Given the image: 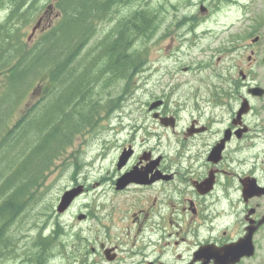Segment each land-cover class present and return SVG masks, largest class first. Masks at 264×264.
Returning <instances> with one entry per match:
<instances>
[{"label": "flooded vegetation", "instance_id": "af4514ba", "mask_svg": "<svg viewBox=\"0 0 264 264\" xmlns=\"http://www.w3.org/2000/svg\"><path fill=\"white\" fill-rule=\"evenodd\" d=\"M254 38L234 44L226 74L200 70L207 76L183 92L182 102L173 98L180 84H169L167 100L156 112L172 117L174 127H159L163 135L153 130L158 143L165 138L162 152L159 144L152 146V122L140 124L148 132L138 145L140 127L128 126L132 139L119 147L114 171L105 172L97 199L83 211L86 221L103 226L105 237L96 249L87 240L91 254H72L71 264H221L217 254H252L229 264H264V176L254 170L247 144L254 130L264 133V40ZM154 112L147 113L152 118ZM129 148L131 155L119 164ZM135 169L143 183L137 178L117 189V181ZM103 196L112 209L102 220L93 208Z\"/></svg>", "mask_w": 264, "mask_h": 264}, {"label": "trees", "instance_id": "16d2710c", "mask_svg": "<svg viewBox=\"0 0 264 264\" xmlns=\"http://www.w3.org/2000/svg\"><path fill=\"white\" fill-rule=\"evenodd\" d=\"M128 2L57 0L58 20L30 46L21 23L24 17L18 20L14 15L4 23L9 27L0 26V262L6 254H18L8 250L14 236L6 232L28 205L27 199L33 198L74 136L98 122L95 118L106 105L94 97L93 88L102 74H110L102 85L107 87L119 77L128 81L141 68L142 55L132 48V38L151 33L148 8L119 17L93 48H86L97 25ZM31 98L34 101L27 104ZM56 232L45 239L34 237L23 254H50Z\"/></svg>", "mask_w": 264, "mask_h": 264}, {"label": "rangeland", "instance_id": "374dc122", "mask_svg": "<svg viewBox=\"0 0 264 264\" xmlns=\"http://www.w3.org/2000/svg\"><path fill=\"white\" fill-rule=\"evenodd\" d=\"M50 1L51 0L39 1L38 9L40 10L36 12L35 16L40 17L44 14V18L40 24V29L42 30L35 34L34 41L40 32L45 31L56 21V18L53 16L54 11L43 13ZM239 1L243 4L239 9L237 6L225 4L221 5L218 9H216V7L213 9L214 5L212 1L205 0L204 5L208 7V13L204 16L200 15V17L202 16L201 21L203 20V22L200 24L199 32H197V37L199 38V42L195 47L197 50L190 51L192 49L187 50L188 47L184 46L181 49V56L178 49L181 47L179 44H181V37L184 35L183 29L186 31L183 13H188L190 8V10L192 9L198 14V0L133 1L132 7L139 6L155 8L157 10L156 16L153 17V20H156L158 24L157 31L147 38L141 37L136 41L137 48L142 49L144 52L145 61L142 64L144 68L140 72L135 73L128 81L125 79H118V81L109 87H102L101 82H99L94 88L95 92L99 93L100 98H102L101 101L103 102L106 99L108 100L109 98L121 95L122 87H124L125 93L122 94V97L115 106L119 109L116 113L106 114L107 118L104 117L105 112H101V120L93 128H89L77 134L74 138L73 145L68 147L66 152L54 163V166L44 178L42 184L38 187L33 198L27 199L26 202H28V205L25 206L24 210L6 232L7 235L10 234L14 236L13 243L16 246L28 244L41 232L43 235L48 234L56 220H59V222L66 226L64 227L65 231L70 235V227L72 224L77 225L76 222H74L75 216H77L79 211L83 213V205H89L90 202H94L92 198L97 199L96 194L100 192L101 188L100 186L97 187V183H101V178L105 175V172L114 171L112 160L117 150L121 145L126 144L129 139H132V136L128 133L127 126L137 125V128L140 127L138 130V137L134 139L136 145L141 143L140 141L143 134L148 132L145 130L146 127L140 126V124L152 122L149 114H145L148 103L152 101V98L161 97L167 93V84L169 80L168 72L172 69V63L170 61L173 59L170 58V54L175 52V58L180 57L179 62H181L182 65L187 64L188 61H193V59H200L206 62L212 58V63L217 66L223 60L230 57H223V53L219 55L217 50L237 44L236 41H232L230 38L246 34L249 31L247 27L251 24V22L246 20L248 18L253 19L257 17L262 10L264 11V0ZM191 6H194V8H191ZM243 6H245V8ZM128 11V4L121 5L118 8V14L120 15ZM4 17L5 12L0 11V21H2ZM33 21L34 20L30 22L28 27L24 28L26 36L30 33L31 26L34 24ZM112 24L113 22L99 24L97 26L96 35L88 43L87 48H93L97 44L98 39L103 37ZM167 28L169 29L167 30ZM28 45L30 46L31 44ZM200 48L202 49V53L199 51ZM200 53L201 56H198ZM218 57H220V62H217ZM235 58L238 57L235 56ZM225 65H227V63L223 62L219 65V68ZM99 69L100 66L94 70V73H97ZM261 72H264V68H261ZM202 75L204 74L196 73L185 75L179 73L177 78L178 81L182 83V86L179 90L180 93L173 97L174 100L182 102L183 92L193 89V87L198 84V80H200ZM1 82L0 80V83ZM33 101L34 98H31L28 104L31 105ZM168 105L169 107L175 106L172 103H168ZM100 115H97V117ZM252 120L254 123H258L255 117H251V121ZM120 127L125 129H122L116 134L114 129ZM152 127L155 128L152 129V132L154 130L157 134H164V131L158 126L152 124ZM161 139L162 142L160 143L156 141L155 137H152L151 141L152 146L159 144L158 150L160 152L163 151V147L165 146L164 136H161ZM249 143L253 145V152L256 160L254 163L264 169V133L254 130L252 139ZM76 185H80L83 188L81 196L76 199L75 203H73L74 205L72 204L65 213L58 215L55 208L60 196L65 190ZM85 188L88 189L86 193H84ZM107 193L109 199L114 195L111 191ZM158 195L161 198L160 193H158ZM114 200L117 201V199ZM111 209V201L105 200L103 196L102 199L98 200L96 207L93 208V212L103 220L105 214L110 212ZM77 227H81L85 232L84 237L87 236L91 238L92 241L97 238L98 240H102L105 237V235H103V226L96 220L88 221L86 224H78ZM87 228L90 229V234H87ZM117 229L118 227L111 228V232H114L113 235L118 234L115 232ZM65 241L70 243L72 238L66 236ZM0 264H14V262L12 259H5L2 260ZM48 264H66V262L62 258H55Z\"/></svg>", "mask_w": 264, "mask_h": 264}, {"label": "water", "instance_id": "95a60500", "mask_svg": "<svg viewBox=\"0 0 264 264\" xmlns=\"http://www.w3.org/2000/svg\"><path fill=\"white\" fill-rule=\"evenodd\" d=\"M157 104V103H156ZM156 104H152L150 106V109H152L153 107L156 106ZM130 155V152H125L122 154L121 158H120V163H123L126 158ZM133 179V172L128 173L127 175H124L117 184L118 188H121L124 186V184H126L128 181H131ZM79 192L77 190H71V191H66L63 196L61 197L60 203L57 207V211L58 212H63L68 205L70 204V202L72 201V199L78 194ZM245 254H222L220 255V257L217 259H219L220 261H225V262H231V261H235L238 260L240 257H242ZM247 255V254H246Z\"/></svg>", "mask_w": 264, "mask_h": 264}, {"label": "bare ground", "instance_id": "6f19581e", "mask_svg": "<svg viewBox=\"0 0 264 264\" xmlns=\"http://www.w3.org/2000/svg\"><path fill=\"white\" fill-rule=\"evenodd\" d=\"M116 27V26H115ZM122 28V27H121ZM120 28V29H121ZM118 31H120V30H118ZM122 31V30H121ZM119 34H120V32H119ZM119 34H118V36H119ZM116 38H117V36H115ZM14 208V207H13ZM16 209V208H15ZM13 210V209H12ZM17 210V209H16ZM19 211V210H18ZM4 252V251H3ZM5 253V252H4Z\"/></svg>", "mask_w": 264, "mask_h": 264}]
</instances>
